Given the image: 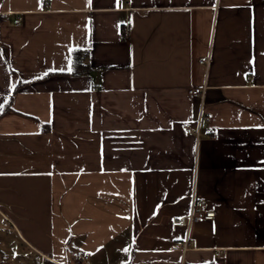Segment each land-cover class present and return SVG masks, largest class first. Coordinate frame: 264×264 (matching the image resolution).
<instances>
[{"label": "crops", "instance_id": "0c3cea01", "mask_svg": "<svg viewBox=\"0 0 264 264\" xmlns=\"http://www.w3.org/2000/svg\"><path fill=\"white\" fill-rule=\"evenodd\" d=\"M79 252L264 264V0H0V264Z\"/></svg>", "mask_w": 264, "mask_h": 264}, {"label": "built area", "instance_id": "2783aa9c", "mask_svg": "<svg viewBox=\"0 0 264 264\" xmlns=\"http://www.w3.org/2000/svg\"><path fill=\"white\" fill-rule=\"evenodd\" d=\"M211 62L212 60L210 57L200 60V63L204 65L205 67H208L211 64ZM206 88H207L206 86L191 88L189 90L190 98L192 99L200 98L203 100L205 96ZM205 120H207V115L204 112V109L202 107L199 118L196 122V126L194 127L191 124H186L185 131L188 134H194L195 136L199 137L200 136V126L202 122ZM197 217L203 218L205 220H212L215 217V212L209 210L206 207L204 200L200 198H194L193 203H192L191 212L187 218L176 217L174 222L175 224L182 225V224H185L186 221L188 220V224H190ZM4 226L5 227L9 226L8 219H6ZM173 250L177 252H181V253L187 252L189 250V241L188 240L176 241L173 245ZM76 258L79 260L80 264H89L90 254L79 252L76 254Z\"/></svg>", "mask_w": 264, "mask_h": 264}, {"label": "trees", "instance_id": "16d2710c", "mask_svg": "<svg viewBox=\"0 0 264 264\" xmlns=\"http://www.w3.org/2000/svg\"><path fill=\"white\" fill-rule=\"evenodd\" d=\"M43 264H57V263L52 262L51 260H44Z\"/></svg>", "mask_w": 264, "mask_h": 264}, {"label": "snow or ice", "instance_id": "6c2138e0", "mask_svg": "<svg viewBox=\"0 0 264 264\" xmlns=\"http://www.w3.org/2000/svg\"><path fill=\"white\" fill-rule=\"evenodd\" d=\"M118 2H119V0H118ZM88 3L90 4V0H88ZM71 70H72L71 66H69L68 71L71 72ZM61 71H63V69H61Z\"/></svg>", "mask_w": 264, "mask_h": 264}]
</instances>
